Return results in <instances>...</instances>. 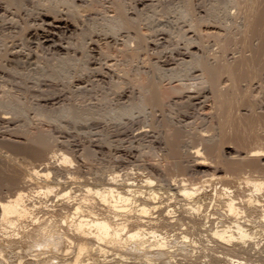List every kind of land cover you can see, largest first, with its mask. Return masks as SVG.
Instances as JSON below:
<instances>
[{"label": "bare ground", "instance_id": "bare-ground-1", "mask_svg": "<svg viewBox=\"0 0 264 264\" xmlns=\"http://www.w3.org/2000/svg\"><path fill=\"white\" fill-rule=\"evenodd\" d=\"M36 1H38V0H36ZM48 1H50V0H48ZM70 1L72 2V0H69V3H68V1L66 0V3L68 4L69 9H70V14H68V16L70 15L69 18L71 19V21L72 20L74 21V19H72V17L76 18V17H74V15L75 14L79 15L80 11H79L77 4L76 5L71 4ZM144 1H146V0H141V3H143ZM203 1H205V0H203ZM240 1H242V0H211L210 7L208 6V8L205 9L206 11L203 12L204 16H199L197 14L198 15L197 19H195L196 17L193 18L194 14L192 15L193 12H192V9L190 7L191 6L190 4H192L191 0L180 1V4H183V7L181 8L182 10L179 8L181 10V12H179L181 19L184 18V19H186V21L188 20L190 22H189L188 26L186 25L187 27L184 25L186 27V30L184 31V33H183V31L182 32L180 31L181 32L180 34L178 32V34H175V35H177V36L179 35V37L181 36L182 40L179 37H177V40H179V42L183 41L186 45H182L181 49H180V47H178L179 49L176 48L175 51H173L175 49L173 47V50H171L172 52H170L169 54L167 53V55L163 54V52L166 51V49H167L166 48L165 51L158 53V57H156L157 59H155L156 61L154 63H151V64L148 63L147 58H146L147 56H150L151 53L149 52L150 55H147V56L145 53L146 52L145 48L147 47L146 45H147L148 40H149L148 39L149 37H147V36L153 32H155L156 36L158 33H161V34H158L160 36L162 35L161 37L159 36L160 37L159 39H157L158 37H156L155 38L156 41L149 42L150 45H155V47L157 45H159V46L163 45V43L165 42V39H166L165 37H167V39L169 40L168 35L165 37L163 36L164 33L165 34L167 33V32H165V30L168 27V26L166 27V25L164 24L165 22L164 23L162 22L164 20H162V18H161L162 21L160 20V22H162V23H160L158 21L159 23H157V24L155 23L156 26L154 25L155 16H156L155 11H154V10H156V9H154L155 3L150 1L151 4L153 3V5H151V4H150V6H149V4H148V6L142 5V7H141L142 10L138 9V13L136 11L137 14H135V16H133L134 18L133 17L128 18L129 16L126 17L127 11L125 12L126 8H124L125 6L122 5L121 0L118 1V2H121V4H118V3L116 4V1H114V2L112 1V3H114V6L112 5L114 9L112 8V6L109 3V5H110L109 8L113 9V12H109L111 14L106 12L107 9H105L106 11H104V10H101L102 8L95 9L96 8V7L94 8L95 5L93 6V8L96 11L95 16H96V13L98 14L97 10L98 11L101 10L104 13H107V14H105L104 18L101 14H100L101 18H99L97 16V18H99V19L103 18L102 19L103 22H101L102 20L99 21V22H101L102 26L100 25V23L95 22V18H96L95 16H94L95 18L93 17V21L96 24L100 25L98 27H101V30H102L101 35H102V37H104V39H106V40H108L110 38L113 39L114 42L111 40L112 42L109 43L110 45H111V43L115 44L117 41L120 42V44H119L120 49L117 48V50L119 49V52L123 55V56H121V55L120 56L124 60H126L124 62V60L122 59L123 62L126 64V62L128 60L127 58H129L130 60H128L129 61L128 67L131 66L130 61H132V60L133 61L138 60L139 63L141 62L140 64L142 66H143V64H145L144 66H146V67L148 66L147 68L145 67L147 71H145V72L143 71V73H141V75H138L139 74L138 69L140 66V64L138 63L139 64L138 69L135 68V72L136 73L138 72V73L134 74L135 76L138 75V77L134 78L135 79L134 80L132 77L129 76V78L130 79L132 78L134 81L128 80L129 78H128L127 73L129 71H131L132 69H129L128 67L126 68L129 71H127L126 76H124V77H126L129 82L134 83V84H130L128 82L129 83L128 87H130L131 90H132L131 85L136 87V92H138V94H137L138 96L136 94L135 95L138 98L136 97L135 99H138V102H137V100L135 102L131 101L132 103H135V104H132V105L126 104L127 106L125 105V106H120V107L118 106L119 108L116 106L118 109L113 108L115 111L111 107V110L114 111V113H110L111 112L110 108L108 109V111L105 110L108 113V117H109V113H110L111 115L114 114L113 116H115L116 118L121 119L125 115H127V116L132 115L133 114L132 112L136 111V110L140 114L141 111L146 109V107H148V106H149V109L151 107L150 111L153 109L154 111L156 110V112L162 111V113H163L164 112L163 110L166 106V100H168L169 98L171 99V95L169 97V93H171V92L172 93L173 92L178 93L180 91V90L178 91L177 87H176V89L174 87H170V86L174 85V84H172V85H170V84L175 82V84H176L175 86H177V85L182 86L181 82H184L186 79L188 80V78L190 80L201 78V81L202 82L204 81V83H206V86H208V88L210 90L209 92L213 95L211 97L214 98L213 99L214 104L212 103L213 108L218 107L217 109L214 108V110L217 113L218 109L226 110L227 109L226 107H231L234 105L233 103L236 101L234 98L236 96L235 95L236 91H237L236 88H238L239 85L242 86L243 85L242 83L245 84L244 90H242V92L244 91L243 95L240 91L241 88H240V90L238 88V90L240 92L237 93V96L242 95L239 97V100H241V102H242L241 104H244V107L247 106V108L245 107L246 110H248V108H249L250 112L248 111V113L250 115H252V116H250V115L246 114L247 111H245L243 109L244 108V107H242L243 105L240 106V108H242L244 110V112L246 114L245 116L248 115L247 119L246 118L245 119L248 120V118H249V120L246 121V122H249V124H247V125H249V128H247L248 132H249L248 135L246 132L247 139L244 137L245 135L243 136L246 139V142L243 143L242 137L241 136L239 137V134H241L240 131H239V134H237V135L235 134L236 130H238L237 129L238 126L235 127L236 125H233V123L236 124L237 122L236 123L232 122V120H233L232 117H234L233 114H235L234 113L235 108L233 106V108H234V109H232V110H234L233 114H232V112L229 113L230 111H232L230 108H229L230 111H228V109H227V111L230 114L229 116L233 115L232 117H230L231 118L230 123L232 122V125L236 128L235 129L231 125L232 129L233 130L235 129L234 130L235 133L233 132V130L231 131V127L228 126V127H230V131L233 133L232 134H231V132L227 133L228 137L225 136L226 135L225 133L228 131V129H227V131L225 130L226 131L225 132L224 131V129H226L225 126L221 125L219 127V125L221 124L219 122L220 123L218 125L219 129L215 128L216 130H218L217 132L214 131V128L212 129L213 131L210 129L211 133L215 132L216 134H207L206 135V133H207L206 130H205L206 133L203 130V132H204L203 134H201V135L199 134L200 136L197 135L200 137V138L197 137V140L200 139L198 144L201 143L203 145V146H201L203 148V149L201 148V150L205 151L204 153H205L206 157H200L201 154H203V153L200 154L201 150L199 148H197L198 146L193 148V151H191V152L189 149V152L191 155L190 157H192L194 159V162L197 166L204 167V166L208 165V163H209V165L213 164V165H216V167H217L214 170V174L211 176L209 175L210 178L203 181V183H202V184H204V186L208 187V190L211 189L210 192L212 194L210 196H208L204 193V192H206V190H205V188H202V186H200L201 182H197V183H200V184H198L199 186L195 184V181H194V184L192 183V181L189 182V184H188L187 183L188 180L187 181L184 180L185 178L184 179H176L175 178L174 180H172L173 184L170 183V185L174 186L173 188L175 189V191L173 192L174 194H171L172 192L170 191L171 193H169V196H166V199H165L166 202L163 201V199H161V197L163 195L168 194V193L164 192L165 189L163 190V192H159L160 189L157 190V189L151 188V186H153V182L151 181L152 179L150 180L148 177L142 182L143 186L138 187V185H134V183L130 182L129 180L124 179L125 181H123V182L120 181L119 177L121 175L119 174V176H118L116 174L117 172L115 174H111L112 172L110 170H106V171L111 172L110 176L108 177V175L106 174L105 176H107V177H105V178L102 177V179H101V178H99L100 177V174H99L100 171L97 174L96 173L97 170H96L94 172L93 176L96 177L95 176V174H96V175H98V178L92 179L90 177L89 180L92 179V181H90V182H93L94 184L100 183L101 185L95 186L92 183H90L89 181H87L88 179L85 181L83 179H82V181H79L78 180L79 177L82 178L84 175L83 176L81 175L79 168L74 169L75 167L70 166V162L73 160L69 161V159L66 158V156H64V155H60V157H58V160H55V158H56L55 156H57V155H53V154H52L53 156H51L50 154L48 155V152H51V151H49L50 147L51 146H52L51 148L54 147L52 145V140H51L52 137L49 135V132L51 134L50 129L54 126L49 128L48 124H50V125L55 124V126H56V124L58 123V124H60L59 126L56 127V128H58L61 126V123L59 121L62 119L70 120V123L72 121L73 124L74 123L76 124V122L81 124L79 121L82 122V120L88 119V118H90V119H88L90 121V120H92L91 119L92 117L96 118V116L98 117L101 114L107 115V113L102 112L101 114H99V111H97V110H96L97 113L95 110H93L95 112H93L91 110L90 111L86 110V109H88V106H87V108H84L85 110L84 109L82 110L81 109L82 107L79 108L81 110H77L78 108L74 109V108H72V106L70 107V105L68 107H66L67 105L66 106L64 105L65 107H62L61 104H59L60 106H58V104H57L58 107L57 106L54 107L53 105H51V106H53V108L44 109V107H40L37 104L36 107L34 106L35 108L33 107L30 109V107H32V106H30L28 108L29 110H32V109L34 110L33 111L34 115L31 114V116H30V117H34V119L31 118V120H32L31 121L30 118H28V112H29L27 109L28 106L26 105L27 107H25V105H22V104L20 105V103H17L18 102L17 100H16L17 102H15V100H12V96H11V101H8V99H6V97H8V95L4 92L3 95L6 94V97L4 96V98L7 101L5 99H3L6 101V102H4V101H2L3 97L0 98V124H5V126H9L10 128H11V126H13V127L10 130L11 132H9V133H11V135H9L10 138H8V139L2 138L3 140L0 141V264H125V262L127 260L128 261L131 260V259H128L127 256H129V258L131 257L134 259V264H173V263L178 264V262L176 260L178 258H176V257L178 255H180L181 252H184V253H182L183 255L181 254V257L183 256L184 260L187 259L191 254H193L194 251L191 254H189L190 252H188V251H191L189 249H191V247L194 248L197 245V243L199 241L196 239L198 237L201 238V240L204 242V243L200 242L202 244L201 247H203V251L205 250L204 251L205 255H203V256H205V258L208 259V262L210 261V264L211 263H213V264H222V263H224V264H243L244 260H249L252 257H253L252 258L253 260H254V258H255V260L257 258H260L259 259L260 261L264 258V200H262V197H261V196H264L263 195L264 194V106H263V108H262L263 110H262L260 108V107H262V105L261 106L259 105V104H261L260 100L262 97H264V95L261 96L262 95V92H261V95H259L260 99H258L259 97H257V100L260 101L258 104H257L258 101L255 100L256 95L255 96L253 95L254 100L250 99L251 92L249 94V98H248L249 100L244 99V98H247V96H248L247 93H249L248 88H249V90H250V87L252 88V83L254 82L253 84H255L256 80L258 83H260L259 81L262 79V77L264 75V0H262V1H260V0H243V2L245 3L244 5ZM257 1H259L260 3ZM44 2H43V4H44ZM73 2H74V0H73ZM89 2L91 3V1H89ZM200 2H202V1H200ZM16 3L17 2L15 0H8V6L9 5H15ZM74 3H76V2H74ZM48 4H50V3H48ZM160 4L161 3H159V5ZM163 4H165V3H163ZM200 4L202 5L203 2ZM3 5H4V3H3ZM241 5H243L244 7H242ZM40 6H42V5H40ZM151 6H153V8H152L153 10H151ZM203 6H205V4H203ZM84 7L85 6H83V9H82L83 12L86 11V9H84ZM90 7H91V4H90ZM102 7H104V6H102ZM129 7H130V5H129ZM61 8H62V6H61ZM93 8H90L91 10H87V11H91V12L93 11L94 12V10H92ZM132 8H134V7H132ZM66 9H68V7ZM51 10L52 9H50V11ZM55 10H52V11H55ZM234 10L236 12H233ZM48 11L45 12V14H42L43 16L41 15L42 16V20H41L42 26H41V28L39 27L40 29L38 30V32H36L35 34L33 33L34 42H32V44H34V46L36 48L38 47L40 50L49 53L53 58L54 57L56 58L55 59L57 61L56 67L53 69V68H51V66H49L53 70V71L51 70V78L52 77L56 78L57 76H59V77L62 76V79H63V76H64L65 79H70L69 78L70 76L67 77L66 74L69 73V70L74 65L73 64L74 59L76 60L79 58V56L82 57V55H84L82 53L77 58L75 56V53L77 50H75L74 48H76L75 46H77L78 44L76 45L75 43H73L72 44V46L74 47L73 48L71 46L72 42L70 43L69 41H67V39L64 38V35L69 34L73 30L74 31L77 30L76 27H74L76 25H73L70 22V20L62 17L60 15L61 13L57 14L56 11L55 12H50V11L48 12ZM68 11H66V13ZM101 11H99V12H101ZM230 11H232V12H230ZM17 12H19V10ZM82 13H80V14H82ZM130 13H131V11H130ZM134 13H135V11H134ZM159 13H161L160 10H159ZM163 13H164V9H163ZM235 13H236V16L238 18L236 16H234ZM92 14H94V13H92ZM166 14L164 15L165 17H167ZM89 15H91V14L89 13ZM153 15H155V16H153ZM79 16H82V15H79ZM79 16H78V20L80 19V21H81V18H79ZM83 16H84V14H83ZM233 16L236 17L238 20H240V21H238L239 23L237 25L234 23L236 25L234 29H236V27H237V32L239 30V32H240L239 35L241 38V40H239L240 38L237 37L238 39H236V43H238V41L242 42L241 44L243 45V47L241 44L239 46H240V48H244V52H247L246 53L247 56L246 55L243 56L244 52L243 53L241 52L242 55L237 54L238 58H236L231 53L235 49L234 46L236 47V45H233L235 42L233 43V41H232L233 44H230L229 43L230 40H228L224 37L219 38V40H217L215 37L214 39H216L217 41L214 40V43H212L210 41L213 44V46L216 47V49L214 48L216 51H213L214 53H212L211 50L209 49L211 54L208 55V51H207L208 49L207 48H209V44L208 45L206 44L207 39H206V37H204L203 33L199 30L200 26H203V25L205 26V24H206L205 22L208 21L207 25H209V22L210 23L214 22L215 23V24H213L214 26L219 25L221 28H222V26L226 27L225 25H222L223 23L221 22L222 21L221 19H223L224 21L226 19L230 20L231 17H233ZM89 18L90 17H88V19ZM152 18H154V21ZM82 19H83V17H82ZM163 19L167 20V18H163ZM178 19H180V18H178ZM157 20H159V19H157ZM167 21L169 22L170 20L168 19ZM173 21H170V22H173ZM82 22H83V20H82ZM14 23H15V21H14ZM21 23H22V21H21ZM88 23H85V24H88ZM2 24H3V22H2ZM230 24H231V22H230ZM211 25H210V27H213ZM181 26H183V25H181ZM91 27L94 28L93 26H91ZM171 27H173V25ZM218 27H216V28H218ZM227 27H228V25H227ZM169 28H167V29L169 30ZM213 28H215V27H213ZM19 29H21V27ZM94 29L96 30V28H94ZM99 29L100 28L97 29V32ZM172 29H174V28H172ZM183 29H184V27H183ZM226 29L228 30V28H226ZM17 31H18V29H17ZM17 31H16V33H17ZM122 31H125V32L120 33ZM173 31H175V30H173ZM77 32L78 33L80 32L79 36L82 33H84L81 31H77ZM169 32L171 33V31H168V33ZM223 32H224V30H223ZM90 33H91V31L89 32V35H90ZM173 33H175V32H173ZM173 33L170 36L171 38H173L172 35L174 36ZM185 33H190L192 36L186 37L187 35ZM205 33H207V32H205ZM155 34L153 33L152 35H154V37H155ZM224 34L226 35V33H224ZM231 34L232 33H230V35ZM234 34H236V33H234ZM21 35H22V33H21ZM21 35H20V37H21ZM82 35H85V34H82ZM210 35H208V36H210ZM213 35H216V34H213ZM237 35H238V33H237ZM1 36L3 38V35H1ZM62 36H63V38H62ZM81 37L84 38L86 36H80V38ZM193 37L195 39H193ZM219 37H221V35ZM226 37H228V35ZM4 38H6V35L4 36ZM10 38H11V36H10ZM86 38L88 39V37H86ZM21 39H22V37H21ZM89 39H91V38H89ZM175 39H174V41H175ZM233 39L235 41V37ZM79 41L80 40H78V42ZM81 41H82L81 44H83L82 39H81ZM90 41H92V40H90ZM6 42H7V40H6ZM6 42H4V44L3 43L2 44L5 45ZM25 42H26V40H25ZM84 43H85V41H84ZM167 43H168V41H167ZM178 43H176V44L178 45ZM92 44H94V43H92ZM79 45H80V42H79ZM230 45H233V48L231 47L232 49L230 48ZM83 46H82L81 50H83ZM115 46L118 47V44ZM166 46H168V45H166ZM183 46H185V47L183 48ZM191 46L194 48L197 47L198 49H200L201 50L200 54L198 55L197 53H195L191 50L189 51V47H191ZM213 46H211V47H213ZM9 47L10 46H8V48ZM80 47H78V48L80 49ZM171 48H172V45H171ZM236 48H238V45ZM148 49H149V47H148ZM154 50H156V49H154ZM239 50L241 51V49H239ZM11 51H13V50H11ZM28 51L29 50H27V52ZM240 51H238V52L240 53ZM22 52L15 51L14 54L16 55V57H18V59H20V61L23 60V62L24 61L27 63L30 62L32 59V58H30V55H28V53H27L28 56L27 55L24 56L22 54ZM101 52H100V55H101ZM147 52H148V50H147ZM4 54H5V52H4ZM143 54H145V58L143 57L144 59L141 58ZM234 54H235V52H234ZM70 55H71V57H70ZM103 55H105L104 58L105 57L107 58V56L110 58L111 54L108 53L107 55L106 54H103ZM152 55L154 57L157 56L156 53H155V55L154 54H152ZM228 55L231 56L229 59L227 58V57H229ZM72 56H73V58L74 57H76V58L72 59ZM113 56H114V54H113ZM35 57L37 59V56H35ZM83 57H85V58H82V59L79 58V60L82 61L83 59L84 60L87 59L86 55H84ZM119 57H117V58L114 57V58L121 61V57H120V59H118ZM124 57H127V58L125 59ZM48 59H50V58H48ZM100 59H101V57H100ZM100 59H99V61L97 60L96 62L102 63L103 59H101V61H100ZM110 59L113 60L112 56ZM79 60H76L77 63ZM112 60H107V61L104 60L103 61L105 63V64H103L104 66L99 63L102 67H104L103 75L104 76L107 75V77H111L110 79H112V77L115 73V72H113V69L115 67H117V66H115L116 60H114L115 63ZM81 61H79V63ZM77 63L75 62L76 65L79 64V63L78 64ZM98 63H96V64H98ZM121 63H122V61L120 62V64ZM134 63L136 64L137 62H134ZM134 63H132V64H134ZM36 64H37V62H36ZM46 64H47V62H46ZM53 64H56V62L52 63L51 65H53ZM99 64H98V66H99ZM138 64H136V65H138ZM116 65H119V64H116ZM44 66H47V65H44ZM74 66H73L74 71L75 70L77 71V69H76L77 66H76V68ZM126 66H127V64H126ZM132 66H134V65H132ZM84 67L85 66H83V68ZM40 68H41V66H40ZM73 68L71 70L72 72H74ZM93 68H95V67H93ZM115 69H117V68H115ZM95 70H96V68H95ZM123 70H124V68H123ZM123 70L120 69V71H119L121 73V75H123L122 73L124 71L126 72V70H124V71ZM116 71H118V70H116ZM121 71H123V72H121ZM86 72H87V70H86ZM88 72L90 73V71H88ZM40 73H42V72H40ZM74 74L72 73L71 78L75 77ZM78 74L76 73V75H78ZM116 74H117V72H116ZM119 74H117L116 76H118ZM128 74L130 75V72ZM121 75H119L118 77L120 78ZM84 76H85V74H84ZM135 76H133V77H135ZM49 78L50 77H48V79ZM55 78H53V79H55ZM78 78H79V76L75 77L76 80ZM87 78H88V76H87ZM114 78H113V80H114ZM224 78L226 79L227 82L223 81ZM56 79H58V78H56ZM124 80H121V81H124ZM80 81L78 83H81ZM222 81L225 83H228V85L224 83L226 85L225 86L222 83ZM111 82H112V80H111ZM125 82H127V81H125ZM165 82H166V84L168 83V85H170V86L169 87H167V86L162 87V83L164 85ZM261 82H263V80H261ZM32 83H34V82L32 81ZM116 84H117V82H116ZM118 84H121V83H118ZM125 84H127V83H125ZM222 84L227 88V90L223 89L225 87L221 86ZM20 85H22V84H20ZM76 85H78V84H76ZM114 85H115V83H114ZM260 85H261V83H260ZM15 86H16V84H15ZM253 86L259 87L258 85H253ZM164 87L169 88V89H164ZM189 87H190V85H189ZM221 87H223V88H221ZM263 87L264 86L261 85L262 89H263ZM28 88H29V86H28ZM28 88H26V89H28ZM116 88H118V86ZM195 88H196V86H195ZM198 88H200V87H198ZM49 89H51V88H49ZM76 90H74V91H76ZM100 90H102V89H100ZM126 90H128V89H126ZM186 90H188V89H186ZM224 90L226 92H224ZM255 90L252 91V89H251L250 91L255 92ZM2 91H4V90H2ZM121 91H122V89H121ZM260 91L261 90H259V92ZM24 92H25V90H24ZM86 92H89V91H86ZM109 92H112V91H109ZM228 92L230 94H232L230 96L233 97V99H234V101L232 103L233 105L228 104L231 102V97L227 94ZM94 93H96V92H94ZM132 93H133V90H132ZM103 94H104V92H103ZM197 94H198V92H197ZM223 94H226V95H223ZM255 94H257V92ZM258 94H257V96H258ZM263 94H264V91H263ZM64 95H66V94H64ZM227 95L229 96V99H227L228 98ZM233 95H235V96H233ZM223 96H227V98L224 97L227 99V101H225L226 99L225 100L223 99ZM129 97H127V98H129ZM8 98H10V97H8ZM51 98H53V97L51 96ZM199 98H201V97H199ZM199 98L197 97V95L192 96V94L191 95L186 94L184 96V99H186L187 102L189 101L190 104L192 103L191 105L194 104V105L200 106L201 102H200ZM15 99H17V98L15 97ZM38 99H40V98H38ZM236 99H237V97H236ZM59 100L61 101V99H59ZM82 100L84 102V99H82ZM127 100L128 99H126V102H127ZM228 100H230V102H228ZM239 100H238V102H239ZM262 100H264V98H262ZM55 101H56V103L58 102L57 99ZM55 101H53V102H55ZM27 102H28V100H27ZM173 102H174V100H173ZM238 102L237 101L235 102L236 107L239 106V105H237ZM182 103H183V101H182ZM263 103L264 102H262V104ZM48 104H49V102H48ZM50 104H51V102H50ZM52 104H54V103H52ZM86 104H87V102H86ZM113 104H114V102H113ZM187 104L188 103H186V105ZM212 104H211V106H212ZM72 105H74V104H72ZM257 105L260 106L259 107L260 109L258 108L259 109L258 113L255 112L256 111L255 109H257L256 108ZM51 106H49V107H51ZM99 108H100V106H99ZM171 109H172V107H171ZM166 110H167V107H166ZM174 110H175V108H174ZM192 110H193V107H192ZM214 110H212L213 113H215ZM153 112H152V114L156 113V112H154V113ZM203 112H205V111H203ZM208 112H206V113H208ZM223 112L224 113H221V114H224V115H225V113L228 114L226 111H223ZM236 112H237V114L240 113L238 111H236ZM241 112H243V111H241ZM156 114H158V113H156ZM168 114H170V113L168 112ZM182 114L183 113H181V115ZM8 115L10 117H8ZM146 115H147V113H146ZM161 115L162 114H160V116ZM209 115H211V114H209ZM169 116H171V115H169ZM217 116L218 115H216V116L214 115L213 117L216 119ZM229 116H228V118H229ZM245 116L243 114V116H241V118L245 117ZM36 117H38V118H36ZM132 117H135V116H132ZM153 117L154 116H152V118ZM40 118H42V122L43 121L46 122L45 124L48 123L46 126L48 127L47 130H49V132L44 131V129H42L45 127L41 126V129L39 128L40 122L38 123L39 126H37V124H36L37 122L35 123L38 128H35L34 130L32 129V131L29 130L28 127L26 128V126L29 124L27 122L28 120H30V123L31 122L33 123V120L37 121L39 119L38 121H40ZM98 118H100V117H98ZM98 118H96V119H98ZM112 118L114 119V117H112ZM140 118H142V116ZM182 118H185V117H182ZM214 118H212V119H214ZM219 118H221V117L219 116ZM223 118H226L228 121L227 117H223ZM234 118H235V120H237L239 117H237V118L234 117ZM217 119H218V117H217ZM245 119L243 118L244 121H245ZM88 120H86V121H88ZM107 120H108V118H107ZM149 120H150V118H149ZM223 120H225V119H223ZM235 120H233V121H235ZM179 121H178V123H179ZM213 121L218 122L217 120L216 121L213 120ZM221 121H222V119H221ZM63 122H66V121H63ZM110 122L112 123V121H110ZM161 122H163V121H161ZM166 122H168V121L166 120ZM166 122H165V124H167ZM188 122H190V121L188 120ZM201 122H203V120H201ZM243 122H241L240 118H239L238 124L241 123V125H243ZM26 123H27V125H26ZM114 124H116V123H114ZM124 124H126V123L124 122ZM161 124H163V123H161ZM186 124H188V123H186ZM198 124H201V123H198ZM216 124L211 125L209 128H212V126L213 127L216 126ZM223 124H224V121H223ZM227 124L230 125L228 122H226V127H227ZM31 125H29V126H31ZM168 125L172 126V124L171 125L168 124ZM168 125H165V126L169 127ZM62 126H64V125H62ZM143 126H145V125H143ZM152 126H154V125H152ZM165 126L163 127V130L166 129ZM192 126H193V124H192ZM223 126H224V128H223ZM240 126H239V128H240ZM244 126H246V124ZM148 127H147V132H148ZM182 127H183V125H182ZM188 127H189V124H188ZM243 127L241 128V131H242ZM135 128H136V126H135ZM150 128L152 129V127H150ZM177 128H175V129L170 128L167 131L164 130L167 133H168V131H170V132L168 133V135H167V133H164L166 135V138H164L165 135L163 137V139L165 140V145L167 147L166 148L164 146V148L167 149L166 160L168 162V164L165 163L166 165L164 167H166V169H167V167L169 165L170 167H172V169H176V172H177V170L182 171L181 169L186 167V165L184 167H182V165H181V159H182L181 156L183 153H186V152H183L180 154V148L183 147L182 145L184 142L182 141V135H181L182 130L180 129L181 127L178 129ZM209 128L207 129L208 132H209ZM74 129L75 128L73 127V130ZM129 129H130V127H129ZM193 129H195V128H193ZM243 130L246 131V129H243ZM6 131H7V129H6ZM88 131H90V130H88ZM138 131H139V129H138ZM142 131H144V129ZM160 131H161V129H160ZM63 132H65V131H63ZM98 132H99V130H98ZM4 133H5V131H4ZM87 133H89V132H87ZM157 133H159V132H157ZM184 133H185V131H184ZM186 133H188V132H186ZM200 133H202V132H200ZM242 133H244V132H242ZM65 134H66V132H65ZM145 134H142V135H145ZM194 134H195V132H194ZM229 134H231V135L235 134L236 135V136H234V139H232V138H231L232 140L230 139L231 143H232V146L230 145L231 147H227V145H229V144H224L225 140H227V142H229V138L233 137L231 135L229 136ZM12 135H14V136H12ZM53 135L54 134H52V136ZM191 135L194 136L193 134H191ZM131 137H132V135H131ZM131 137H129V138H131ZM187 138H189V137H187ZM193 138L195 139V137H193ZM239 138H241L242 141ZM9 139H12V140H9ZM68 140H67V142H68ZM70 140H72V139H70ZM91 140H92V138H91ZM124 140H123V142H124ZM187 140H186V142H187ZM197 140H196V142H197ZM89 142H90V139H89ZM99 142H101V140H99ZM103 142H104V140H103ZM111 142H112V140H111ZM156 142H158V140H156ZM160 142H161V140H160ZM188 142H189V140H188ZM191 142H192V140H191ZM54 143H57V142H54ZM128 143H130V142H128ZM74 144H75V142H74ZM135 144H137V143H135ZM119 145H120V143H119ZM222 145L226 146L227 148H232L234 145L235 147H234L233 152H235L236 155L234 157H231V158H225V156L223 158L222 155L220 156V152H221L220 150H222L221 149ZM103 146H104V144H103ZM224 146H223V148H224ZM237 146H239V147H237ZM87 147H89V146H87ZM105 147H106V144H105ZM112 147H114V144ZM145 147H147V145ZM54 148L56 149V146ZM64 148H65V146L63 147V149ZM109 148H110V146H109ZM130 148H131V146H130ZM136 148H137V146H136ZM152 148H153V146H152ZM235 148H236V150H235ZM138 150H139V148H138ZM53 151H54V149H53ZM84 151H86V150H84ZM89 152L87 154H89ZM151 152H152V150H151ZM82 154H85V153H82ZM47 155L51 156V157H48ZM85 155H82V156L85 157ZM183 155H185V154H183ZM79 156H80V152H79ZM137 156L139 158V154ZM137 156H136V158H137ZM143 156H145V155H143ZM147 157H149V156H147ZM153 157H155V156H153ZM87 158H88V156H87ZM156 158H157V156H156ZM161 158L163 159L165 157L163 156ZM186 158H187V155H186ZM113 160H114V158H113ZM182 160H185V159H182ZM107 161H109V160H107ZM135 161H137V160H135ZM82 162H83V160H82ZM164 162H166V161H164ZM68 164H69V166L67 167ZM84 164L85 163H83L82 165H84ZM85 165L87 166V164H85ZM156 167H157V165H156ZM108 168H110V167H108ZM133 168H135V167H133ZM142 168H144V167L142 166ZM88 169H90V168L88 167ZM184 170L186 171V168L183 169V171ZM90 171H91V169H90ZM90 171L89 172L87 171V173L90 174ZM123 172H125V171H123ZM140 172H142V169L140 170ZM219 172L222 173V176L217 175V173H219ZM128 173H126V174H128ZM161 173L163 174L164 172H161ZM130 174H128V175H130ZM145 174H146V172H145ZM167 174L168 175L165 176L164 178L170 176L169 173H167ZM175 174H178V172ZM184 175H186V174L184 173ZM88 176H90V175H87V178H88ZM101 176H102V174H101ZM149 176H150V174H149ZM174 176H176V175H174ZM178 177H180V176H178ZM84 179H86V178H84ZM155 179H157V181H158L159 177L155 178ZM169 181L170 180H168L167 182H169ZM118 182H122V183L119 184ZM159 185H161V184H159ZM142 188H144L146 190L142 191L141 190ZM171 188H167V190L168 189L170 190ZM173 188H172V190H173ZM201 193H204V195L206 196L207 202H204V203L202 202L203 204L198 205L199 203L197 201L193 200V198H194V196L201 194ZM50 196H52V197L54 196V198L50 199L49 198ZM176 196H177V198H176ZM33 197H37V200L38 199H40V200L37 201L35 199L36 200L35 201L33 199ZM63 198H66L67 200L65 201V200H63ZM163 198H164V196H163ZM175 198L178 199L180 202H182V204L179 202L181 204L180 207L179 206L175 207V204H174V201L176 200ZM172 201H173V203H172ZM204 201H205V199H204ZM215 201L217 203H219L220 206H223V208H224L223 209L224 214L222 216L218 213V209H217L218 207L214 208L215 207ZM174 231H178V233L171 235L170 233L171 232L173 233ZM190 234H191V236L194 235V236H198V237L196 239L194 237L191 239V237L189 238ZM174 236L175 237L177 236L178 242H172V240L175 241V239H176ZM170 238H173V239H170ZM196 247H198V246H196ZM199 253H200V251H199ZM201 255H202V253H201ZM190 258L191 257H189V259ZM189 259H187V260H189ZM203 259H204V257H203ZM181 260H182V258H181ZM251 260H249V261H251ZM259 260H257V263L259 262ZM190 261H189V264H190ZM262 261H264V260H262ZM186 262L187 261L185 260V263ZM128 264H129V262H128ZM252 264H253V261H252ZM261 264H262V262H261Z\"/></svg>", "mask_w": 264, "mask_h": 264}, {"label": "rangeland", "instance_id": "rangeland-1", "mask_svg": "<svg viewBox=\"0 0 264 264\" xmlns=\"http://www.w3.org/2000/svg\"><path fill=\"white\" fill-rule=\"evenodd\" d=\"M17 3L15 4V5H9L8 6V0H1L0 1V98L1 97H3L2 98V101H4V102H6L7 100L6 99H8V101H11V96H12V100H15V102H17V103H20V105L22 104V105H25V107H27V109L30 107V106H32V107H30V109L31 108H33L34 106L36 107L37 106V104L40 106V107H44V109H49V108H53V106L54 107H56L57 106V104H58V106H60L59 104H61L62 105V107H65L66 105V107H68L69 105H70V107L72 106V108H74V109H76V108H78L77 110H83L84 108H87V106H88V109H86V110H91V111H93V110H97V111H99V114H101L102 112L104 113V112H106L107 113V111H108V109L110 108V110H111V107H112V109L114 108H117L118 106L120 107V106H125L126 104H128V105H132V104H135V103H132L133 101L135 102L136 100H137V102H138V99H135L138 95V92H136V87L135 86H133V85H131L132 87V90H133V93H132V90L130 89V87H128V85H129V83L130 84H134V83H132V82H129L130 80H132V81H134L135 79L134 78H136V77H138V75H141V73H143V71L145 72V71H147L146 70V68L148 67H146V66H144L145 64H143V66L138 62V60L137 61H130V63H131V66L130 67H128L129 66V61L128 60H130L129 58H127V57H124L125 59L127 58L128 60H127V62H126V64H127V66H126V64L124 63L126 60H124L121 56H123L120 52H119V49H120V42L119 41H117L115 44L114 43H111V45L109 44L110 42H112L113 41V39L112 38H110V39H108V40H106V39H104V37H102V30H101V27H98V26H102V24H101V22H103V18L105 17V14H107V13H109V12H113V6H114V3H112V1L114 2V1H116V4L118 3V4H121V2H122V5L123 6H125L124 8H126L125 9V12H126V17L127 16H129L128 18H132L133 16H135V14H137L138 13V9L139 10H142V5L143 6H148V4H149V6H150V1L151 2H153V3H155L154 4V9H156V10H154L155 11V15H153V16H155V21H154V18H152L153 19V21H154V25L156 26V24L157 23H159L160 22V20H161V18H162V20H164V21H162L165 25H166V27L167 28H174V29H170L169 28V30L166 28V30H165V32H167L166 34L164 33V37L165 36H169V40L167 39V37H165L166 39H165V42L163 43V45H161V46H159V45H157L156 47L158 48H156L155 47V45H150L149 44V42H151V41H156L155 40V38L156 37H158L157 39H159L161 36L160 35H158V34H161V33H158L157 34V36H156V34H155V32H153L154 34H155V37H154V35H152L153 33H150L147 37H149L147 40H148V43H147V47L145 48L146 50V56L147 55H150L149 54V52L151 53V55L150 56H147L146 58H147V61H148V63H154L156 60L155 59H157L156 57H158V53H160V52H163V51H165V49H166V51L165 52H163V54H165V55H167V53L169 54L170 52H172L171 50H173V47L175 48L173 51H175L176 50V48L177 49H179L178 47H180V49H181V47H182V45H186L183 41L182 42H179V40H177V37H179V35L177 36V35H175V34H178V32H179V34L183 31V33H184V31L186 30V27L189 25V22L190 21H186V19H184V18H182L181 19V16H180V14H179V12H181V8L183 7V4H180V1H182V0H146V1H144L143 3H141V0H121V2H118L119 0H74V2H76V3H74L73 2V0H72V2H71V4H77V6H78V8H79V15H82V16H79V15H74V17H76V18H73L72 17V19H74V21L72 20L71 21V19L69 18L70 17V15L68 16V14H70V9H69V6H68V4L66 3V0H50V1H48V0H38V1H36V0H15ZM19 1V2H18ZM45 1V2H44ZM53 3H52V2ZM59 1V2H58ZM68 1V3H69V0H67ZM89 1H91V3L89 2ZM94 3H93V2ZM104 1V2H103ZM140 1V2H139ZM157 1V2H156ZM160 1V2H159ZM171 1V2H170ZM200 1H202L203 2V4H205V6H203V4L201 5L200 3H202V2H200ZM207 1V2H206ZM260 1H262V0H260ZM21 2V3H20ZM30 2V3H29ZM43 2H44V4H43ZM58 2V3H57ZM65 2V3H64ZM97 2V3H96ZM107 2V3H106ZM165 3V4H163V3ZM179 2V3H178ZM240 2H242V4L244 5L245 3L243 2V0L242 1H240ZM257 2H259V1H257ZM3 3H4V5H3ZM33 3V4H32ZM37 3V4H36ZM48 3H50V4H48ZM63 5H62V4ZM80 3V4H79ZM109 3H110V5L112 6V8H109ZM112 3V4H111ZM146 3V4H145ZM153 3L151 4V5H153ZM159 3H161L160 5H159ZM170 3V4H169ZM182 3V2H181ZM191 3L192 4H190L191 6V9H192V15L194 14V17L193 18H195V19H197V17H198V15L199 16H204V11H206L205 9H207L208 8V6L210 7V4H211V0H205V1H203V0H191ZM198 5H197V4ZM208 3V4H207ZM260 3V2H259ZM10 4V3H9ZM39 4V5H38ZM57 4V5H56ZM60 4V5H59ZM67 6H66V5ZM90 4H91V7H90ZM97 4V5H96ZM102 4V5H101ZM104 4V5H103ZM241 4V3H240ZM17 5V6H16ZM40 5H42V6H40ZM52 5V6H51ZM95 5V6H94ZM99 5V6H98ZM129 5H130V7H129ZM166 5V6H165ZM176 5V6H175ZM182 5V6H181ZM243 5H241L242 7H244ZM5 6V7H4ZM8 6V7H7ZM13 6V7H12ZM52 8H51V7ZM61 6H62V8H61ZM83 6H85L84 7V9H86V11L85 12H83ZM93 6H94V8L95 9H100V8H102L101 10H104V11H106L105 9H107V13H104L103 11H101V10H99V11H101V12H99L98 10H97V12H98V14L96 13V16H95V9L93 8ZM102 6H104V7H102ZM108 6V7H107ZM134 7V8H132V7ZM160 6V7H159ZM181 6V7H180ZM240 6V7H241ZM12 7V8H11ZM15 7V8H14ZM39 9H38V8ZM54 7V8H53ZM57 7V8H56ZM68 7V9H66ZM93 8L92 10H94V12L92 11H87V10H91L90 8ZM128 7V8H127ZM166 7V8H165ZM241 7V8H242ZM7 8V9H6ZM18 8V9H17ZM35 8V9H34ZM47 8V9H46ZM153 8V6H151V10H153L152 9ZM160 8V9H159ZM172 8V9H171ZM181 10H180V9ZM50 9H52V10H55L56 12H57V14H60L62 17H64V18H66V19H68V20H70V22L73 24V25H76V26H74V27H76V31H71L69 34H66V35H64V38L65 39H67V41H69L70 43H71V46H72V44L73 43H75L77 46H75L76 48H74L73 46V48L75 49V50H77L76 51V53H75V56L78 58V56L80 55V54H84V55H86V57H87V59H83L82 61L81 60H79V58L80 59H82V58H85V57H83L84 55H82V57L81 56H79V58L78 59H76V60H79V61H81L80 63H79V61H78V63H77V61L74 59V58H76V57H74L73 58V56H72V59H74V62H73V64L75 65H73L75 68H76V66H77V71L75 70L74 71V68H73V66H72V68H73V71L74 72H72L71 70H72V68L69 70V73L68 74H66L67 75V77H69L70 79H65V77L63 76V79H62V76H57L56 78H60L59 80L58 79H56L55 77H52L51 78V68H55L56 67V65H57V61L55 60L56 58L54 57H52L49 53H47V52H45V51H42V50H40L38 47L36 48L35 46H34V44H32V42H34V37H33V33L35 34L36 32H38V30L41 28V26H42V23H41V20H42V14H45V12H47L48 10L50 11ZM111 11H110V10ZM130 9V10H129ZM163 9H164V13H163ZM167 9V10H166ZM175 9V10H174ZM4 10V11H3ZM9 10V11H8ZM14 10V11H13ZM19 10V12H17ZM34 10V11H33ZM50 11V12H55V11ZM69 10V11H68ZM129 10V11H128ZM159 10H160V12L161 13H159ZM173 10V11H172ZM29 11V12H28ZM36 11V12H35ZM48 11V12H49ZM59 11V12H58ZM66 11H68L67 13H66ZM83 13H82V12ZM130 11H131V13H130ZM134 11H135V13H134ZM136 11H137V13H136ZM168 11V12H167ZM14 12V13H13ZM16 12V13H15ZM22 12V13H21ZM28 12V13H27ZM39 12V13H38ZM129 12V13H128ZM196 12V13H195ZM230 12H232V11H230ZM233 12H236L235 10L233 11ZM13 13V14H12ZM25 15H24V14ZM80 13H82V14H80ZM89 13L92 15H89ZM92 13H94V14H92ZM158 13V14H157ZM167 13V14H166ZM206 13V12H205ZM67 14V15H66ZM83 14H84V16H83ZM103 16V18L102 19H99V18H101V15ZM104 14V15H103ZM109 14H111V13H109ZM167 15V17H165L164 15ZM177 14V15H176ZM198 14V15H197ZM42 15V16H41ZM180 17H179V16ZM196 15V16H195ZM4 18H3V17ZM27 16V17H26ZM67 16V17H66ZM78 16H79V18H81V21H80V19L78 20ZM87 16V17H86ZM97 18V16L99 17V18H95V17ZM108 16V15H107ZM106 16V17H107ZM234 16H236V13L234 14ZM231 17V19L230 20H228V19H226L225 21L223 20V19H221L222 21V25H225L226 27H224V26H222V28L220 27H218V26H214L213 24H215L214 22H209V25H207L208 23V21L207 22H205L204 24H205V26L203 25V26H200V28H199V30L203 33V35H204V37H206V41H207V45L209 44V48H207L208 50V55L209 54H211V52L212 53H214L213 51H216L215 49H216V47H214L213 46V44L212 43H214V40H219V38H222V37H224V38H226V39H228V40H230V44H233L234 42V44L233 45H236V47H237V45H238V48L239 49H241V51L238 49V48H236L235 46H234V50H233V52H231L236 58H238V55H242V53L244 52V48H240V44L242 43L241 41H238V43H236V39H238V38H240V35H239V30H238V32H237V27H236V29H234L235 28V26L239 23L238 21H240V20H238L236 17ZM21 17V18H20ZM29 17V18H28ZM82 17H83V19H82ZM88 17H90L89 19H88ZM93 17L95 18V22L96 23H100V25L99 24H96L94 21H93ZM8 18V19H7ZM134 18V17H133ZM163 18H167V20L169 19L170 21H173V22H168L166 19H163ZM178 18H180V19H178ZM234 18V19H233ZM12 19V20H11ZM157 19H159V20H157ZM176 19V20H175ZM3 20V21H2ZM7 20V21H6ZM15 21V23H14V21ZM17 20V21H16ZM24 20V21H23ZM26 20V21H25ZM82 20H83V22H82ZM98 22H97V21ZM102 20V21H101ZM166 20V21H165ZM21 21H22V23H21ZM99 21H101V22H99ZM159 21V22H158ZM211 21V20H210ZM2 22H3V24H2ZM27 22V23H26ZM80 22V23H79ZM88 23V24H85V23ZM92 22V23H91ZM162 22H160V23H162ZM230 22H231V24H230ZM7 23V24H6ZM10 23V24H9ZM76 23V24H75ZM94 23V24H93ZM156 23V24H155ZM169 23V24H168ZM171 23V24H170ZM236 25H235V24ZM18 24V25H17ZM20 24V25H19ZM85 24V25H84ZM92 24V25H91ZM212 24V25H211ZM84 25V26H83ZM95 25V26H94ZM97 25V26H96ZM173 25V27H171ZM181 25H183V26H181ZM186 27H185V26ZM210 25L211 26H213V27H215V28H213V27H210ZM227 25H228V27H227ZM29 26V27H28ZM31 26V27H30ZM78 26V27H77ZM91 26H93L94 28H96V30L94 29V28H92ZM143 26V25H142ZM178 26V27H177ZM209 26V27H208ZM16 27V28H15ZM21 27V29H19ZM36 27V28H35ZM40 27V28H39ZM144 27V26H143ZM142 27V28H143ZM180 27V28H179ZM183 27H184V29H183ZM216 27H218V28H216ZM230 27V28H229ZM9 28V29H8ZM81 28V29H80ZM86 28V29H85ZM88 28V29H87ZM98 28H100L99 30H98V32H97V29ZM165 28V27H164ZM178 28V29H177ZM226 28H228V30L226 29ZM17 29H18V31H17ZM23 29V30H22ZM28 29V30H27ZM219 29V30H218ZM4 30V31H3ZM83 30V31H82ZM101 30V31H100ZM173 30H175V31H173ZM178 30V31H177ZM223 30H224V32H223ZM16 31H17V33L19 34H17L16 33ZM21 31V32H20ZM77 31H81V32H84V33H82V34H85V35H80V36H86V37H88V39L86 38V37H84V38H80V36H79V33L77 32ZM91 31V33H90V35H89V32ZM96 33H95V32ZM168 31H171V33L169 34L168 33ZM175 32V33H173V32ZM181 31V32H180ZM207 32V33H205V32ZM211 31V32H210ZM228 31V32H227ZM4 32V33H3ZM75 32V33H74ZM100 32V33H99ZM123 32H125V31H122V32H120V33H123ZM222 32V33H221ZM232 33L231 35H230V33ZM21 33H22V35H21ZM174 34V36L172 35V37L173 38H171L170 36H171V34ZM224 33H226V35L224 34ZM234 33H236V34H234ZM237 33H238V35H237ZM32 34V35H31ZM187 36L186 37H191L192 35L190 34V33H185ZM206 34V35H205ZM211 34V35H210ZM213 34H216V35H213ZM1 35H3V38H2V36ZM6 35V38H4V36ZM20 35H21V37H22V39H21V37H20ZM25 37H24V36ZM75 35V36H74ZM97 35V36H96ZM182 35V34H181ZM208 35H210V36H208ZM213 35V36H212ZM221 35V37H219ZM223 35V36H222ZM228 35V37H226ZM235 35V36H234ZM10 36H11V38H10ZM27 36V37H26ZM160 36V37H159ZM10 39H8V38ZM19 37V38H18ZM33 37V38H32ZM93 37V38H92ZM208 37V38H207ZM210 37V38H209ZM216 37V39H214ZM235 37V41H234V38ZM238 37V38H237ZM2 38V39H1ZM31 38V39H30ZM62 38H63V36H62ZM89 38H91V39H89ZM120 38V37H119ZM176 38V39H175ZM180 39H181V36L179 37ZM178 38V39H179ZM12 39V40H11ZM76 39V40H75ZM81 39L83 40V44H81ZM154 39V40H153ZM173 39V40H172ZM174 39H175V41H174ZM193 39H195L194 37H193ZM6 40H7V42H6ZM25 40H26V42H25ZM30 40V41H29ZM78 40H80L79 42H80V45H79V42H78ZM89 40V41H88ZM90 40H92V41H90ZM112 40V41H111ZM182 40V39H181ZM180 40V41H181ZM209 40V41H208ZM216 40V41H217ZM239 40H241V38L239 39ZM11 41V42H10ZM84 41H85V43H84ZM106 43H105V42ZM167 41H168V43H167ZM212 43H211V42ZM232 41H233V43H232ZM4 42H6L5 43V45H3L4 44ZM89 42V43H88ZM103 42V43H102ZM114 42V41H113ZM171 42V43H170ZM179 42V43H178ZM209 42V43H208ZM240 42V43H239ZM3 43V44H2ZM8 43V44H7ZM13 43V44H12ZM92 43H94V44H92ZM176 43H178V45L176 44ZM17 44V45H16ZM21 44V45H20ZM74 44V45H75ZM91 44V45H90ZM107 44V45H106ZM118 44V47L117 46H115V45H117ZM168 45V46H166V45ZM25 45V46H24ZM84 45V46H83ZM100 45V46H99ZM113 45V46H112ZM170 45V46H169ZM171 45H172V48H171ZM194 45V44H193ZM233 45H230V48L232 47L233 48ZM242 45V44H241ZM8 46H10L9 48H8ZM17 46V47H16ZM81 46V47H80ZM82 46H83V50H81L82 49ZM110 50H108L106 47ZM152 46V47H151ZM177 46V47H176ZM211 46H213V47H211ZM15 47V48H14ZM23 47V48H22ZM78 47H80V49L78 48ZM114 47V48H113ZM131 47V46H130ZM148 47H149V49H148ZM185 46H183V48H184ZM192 47V46H191ZM189 47V51L191 50V51H193V52H195V53H197L198 55L200 54V49H198L197 47L196 48H194V47ZM242 47H243V45H242ZM4 48V49H3ZM78 48V49H77ZM86 48V49H85ZM117 48H119L118 50H117ZM215 48V49H214ZM231 48V49H232ZM16 49V50H15ZM98 49V50H97ZM113 49V50H112ZM154 49H156V50H154ZM162 49V50H161ZM164 49V50H163ZM211 50V52H210V50ZM230 49V50H231ZM237 49V50H236ZM5 52V54H4V52ZM7 50V51H6ZM11 50H13V51H11ZM21 50V51H20ZM27 50H29L28 52H27ZM37 50V51H36ZM74 50V51H75ZM80 52H79V51ZM89 50V51H88ZM103 50V51H102ZM147 50H148V52H147ZM160 50V51H159ZM170 50V51H169ZM196 50V51H195ZM15 51H18V52H22V54L24 55V56H26L27 55V53H28V55H30V58H32L31 59V61L30 62H23V60H21L20 61V59H18V57H16V55L14 54V52ZM32 51V52H31ZM102 51V52H101ZM106 53H105V52ZM116 51V52H115ZM153 53H152V52ZM232 51V50H231ZM238 51H240V53L238 52ZM78 52V53H77ZM85 52V53H84ZM100 52H101V55L103 56H101L100 55ZM115 52V53H114ZM120 54H119V53ZM234 52H235V54H234ZM237 52V53H236ZM242 52V53H241ZM2 53V54H1ZM9 53V54H8ZM30 53V54H29ZM42 53V54H41ZM96 53V54H95ZM108 53H110L111 55H110V58H111V56H112V58H113V60L112 59H110L108 56H107V58L105 59L104 58V56L105 55H103V54H108ZM117 53V54H116ZM155 53H156V55L157 56H153L152 54H154L155 55ZM175 53V52H174ZM247 52H244L243 54V56H247V54H246ZM34 54V55H33ZM99 54V55H98ZM113 54H114V56H113ZM116 54V55H115ZM238 54V55H237ZM27 55V56H28ZM88 55V56H87ZM121 55V56H120ZM144 55V56H143ZM142 55V59H144L145 58V54H143ZM35 56H37V59H36V57ZM45 56V57H44ZM93 56V57H92ZM99 56V57H98ZM121 57V61H122V65L120 64V60H117L116 58L117 57ZM229 56V55H228ZM8 57V58H7ZM16 57V58H15ZM70 57H71V55H70ZM100 57H101V59H103L102 60V63H100V64H105L103 61L104 60H112L113 62H114V60H116L114 63H115V66H117V67H115V68H117V69H115L114 67V69H113V72H115L114 73V75H113V77H112V79H110L111 77H107V75L106 76H104L103 75V73H104V67H102L98 62H96L97 60L99 61V59H100ZM114 57H116V58H114ZM120 57L118 58V59H120ZM144 57V58H143ZM150 57V58H149ZM231 56H229V57H227L228 59L230 58ZM15 58V59H14ZM39 58V59H38ZM48 58H50V59H48ZM99 58V59H98ZM109 58V59H108ZM17 59V60H16ZM34 59V60H33ZM101 59H100V61H101ZM124 60V62H123V60ZM227 59V60H228ZM44 60V61H43ZM53 60V61H52ZM88 60V61H87ZM90 60V61H89ZM92 60V61H91ZM33 61V62H32ZM49 61V62H48ZM85 61V62H84ZM94 61V62H93ZM105 61V62H106ZM120 61V62H119ZM140 61V60H139ZM36 62H37V64H36ZM46 62H47V64H46ZM54 62H56V64H53V65H51L52 63H54ZM75 62L78 64V65H76L75 64ZM119 62V63H118ZM134 62H137L136 64H140V66H139V64L138 65H136ZM88 63V64H87ZM96 63H98L99 64V66H98V64H96ZM132 63H134V64H132ZM28 64V65H27ZM116 64H119V65H116ZM12 65V66H11ZM25 67H24V66ZM39 65V66H38ZM44 65H47V66H44ZM85 66L84 68H83V66ZM125 65V66H124ZM132 65H136L135 67L134 66H132ZM32 66V67H31ZM38 66V67H37ZM40 66H41V68H40ZM49 66H51V68L49 67ZM80 66V67H79ZM98 66V67H97ZM104 66V65H103ZM138 66H139V69H138ZM9 67V68H8ZM87 67V68H86ZM93 67H95L96 68V70H95V68H93ZM101 69H100V68ZM119 67V68H118ZM129 68V69H132L131 71H129L128 69H126V68ZM146 67V68H145ZM28 68V69H27ZM30 68V69H29ZM38 68V69H37ZM123 68H124V70H126V72L123 70ZM135 68L136 69H138V72H139V74L137 75V76H135L134 74H137L136 72H135ZM87 70V72H86V70ZM100 69V70H99ZM120 69L121 70H123V71H121V72H123L122 74L123 75H121V73L119 72L120 71ZM142 69V70H141ZM145 69V70H144ZM2 70V71H1ZM18 70V71H17ZM92 70V71H91ZM95 70V71H94ZM102 70V71H101ZM116 70H118V71H116ZM140 70V71H139ZM53 71V70H52ZM88 71H90V73L88 72ZM101 71V72H100ZM127 71H129L130 72V75L127 73ZM137 71V70H136ZM40 72H42V73H40ZM81 72V73H80ZM99 72V73H98ZM116 72H117V74H119V75H121L120 76V78L118 77V76H116L117 74H116ZM36 73V74H35ZM72 73L75 75V77H78L79 76V78L76 80L75 79V77H72L71 78V76H72ZM76 73L78 74V75H76ZM126 73H127V75H128V78H129V76L130 77H132L131 79L129 78L128 80H127V78L126 77H124V76H126ZM132 73V74H131ZM18 74V75H17ZM21 74V75H20ZM34 74V75H33ZM48 74V75H47ZM84 74H85V76H84ZM88 74V75H87ZM102 74V75H101ZM13 75V76H12ZM40 75V76H39ZM44 75V76H43ZM65 75V76H66ZM73 75V76H74ZM91 75V76H90ZM28 76V77H27ZM50 77L49 79H48V77ZM87 76H88V78H87ZM100 76V77H99ZM133 76H135V77H133ZM12 77V78H11ZM30 77V78H29ZM41 77V78H40ZM44 77V78H43ZM116 79H115V78ZM124 77V78H123ZM263 77H264V75H263ZM262 77V79L261 80H263V82H261V80L259 81L260 83H261V85L262 86H264V78ZM53 78H55V79H53ZM92 78V79H91ZM113 78H114V80L117 82V84L118 83H121V84H116V82L113 80ZM120 80H119V79ZM123 78V79H122ZM27 79V80H26ZM83 79V80H82ZM118 79V80H117ZM125 79V80H124ZM8 82H7V81ZM12 82H11V81ZM35 80V81H34ZM56 82H55V81ZM68 80V81H67ZM74 80V81H73ZM81 80V81H80ZM87 80V81H86ZM111 80H112V82H111ZM121 80H124V81H121ZM14 81V82H13ZM19 81V82H18ZM32 81L35 83H32ZM41 81V82H40ZM51 81V82H50ZM76 81V82H75ZM81 82V83H78V82ZM114 81V82H113ZM125 81H127V82H125ZM194 81V82H193ZM223 81H226V79L224 78L223 79ZM222 81V83L224 84L225 82H223ZM25 82V83H24ZM55 82V83H54ZM99 82V83H98ZM107 82V83H106ZM123 82V83H122ZM129 82V83H128ZM189 82V83H188ZM193 82V83H192ZM199 82V83H198ZM227 82V81H226ZM43 83V84H42ZM109 83V84H108ZM113 83V84H112ZM114 83H115V85H114ZM125 83H127V84H125ZM182 83V84H181ZM180 84L183 86H179V85H177V86H175L176 84H175V82L174 83H171L170 85H172V84H174V85H172V86H170V85H168V83L166 84V82L164 83V85H163V83H162V87L163 86H167V87H174L175 89H176V87H177V89H178V91L180 92H178V93H169V97H170V95H171V99L169 98L168 100H166V106H165V108H164V112L162 113V111L159 113L158 111L156 112V110L154 111L153 109V111L154 112H156V113H158V114H156V113H154L152 110L150 111V109H151V107H150V109H149V106L148 107H146V109H144L143 111H141V113L139 114V112L136 110V111H133L131 114L132 115H125V116H123L121 119L119 118H116L115 116H113L114 114H110V113H114V111H112L111 110V112L109 113V117H108V113H107V115L106 114H101V115H99L98 117H100V118H98L97 116H96V118H98V119H96L95 117H92L91 119L92 120H88V119H90V118H88V119H84V120H82V122L81 121H79L81 124H79L78 122H76V124L74 123H72V121H71V123H70V120H64V119H62L63 121H66V122H63L62 120H60L59 122L61 123V126L60 127H58V128H56L57 126H59L60 124H56V126H55V124H52V125H50V124H48V127L50 128V127H52V126H54V127H52L51 129H50V131H51V134H50V132H49V130H47L48 129V127L46 126L47 124H45L46 122H42V118H40V121H36V120H33V123L35 124L36 122V124H37V126H39L38 125V123L40 124V126H39V128L41 129V126L42 127H45V128H42V129H44V131H47V132H49V135L52 137L51 138V140H52V145L55 147L56 146V149L53 147V148H51L50 147V149H49V151H51V152H48V155L50 154L51 156H53V155H57V156H55L56 158H55V160H58V157H60V155H64V156H66V158H68L69 159V161H71V160H75L76 158V160L73 162V161H71L70 162V166L72 167H75L74 169H76V168H79L80 169V172H81V175L84 177V178H86V179H84L83 177L81 178V177H79V181H82V179L85 181V180H87V181H92V179H94V178H98V175H96L95 174V176L96 177H94L93 176V174H94V172L96 171V173L98 174V172H99V174H100V177L99 178H101L102 179V177H107V176H105L106 174L108 175V177L110 176V173L111 174H115L116 172V174L119 176V174L121 175L119 178H120V181H125V180H129L130 182H132V183H134V185H138V187H141V186H143V184H142V182L148 177L152 182H153V186H151V188H153V189H160V191L159 192H163V190L165 189V191L164 192H166V193H168V194H166V195H163L164 196V198H163V196L161 197V199H163V201H165V199H166V196H169V193H171V194H174L173 192L175 191V189L173 188L174 186H172V185H170V183L171 184H173V182H172V180H174L175 178L176 179H184V180H188V184H189V182H191L192 181V183L194 184V181H195V184L196 185H198V184H200V183H197V182H201V185L200 186H202V188H205V190H206V192H204L206 195H208V196H210L212 193L210 192V190L211 189H209L208 190V187L207 186H204V184H202L203 183V181H205V180H207V179H209L210 178V176L211 175H213L214 174V170H215V168H217L216 167V165H209V163H208V165H206V166H204V167H199V166H197L196 164H195V162H194V159L192 158V157H190L191 155H190V152L191 151H193V148H195V147H197V148H199L200 150H201V146H203L201 143L200 144H198L199 143V140H197V137H199L201 134H203L204 132H205V130H206V135L207 134H216L215 132L213 133H211L210 131L214 128V131H218V130H216V129H219V127L221 126V125H224L225 126V128L226 129H224V131L226 130L227 131V129H228V131L225 133L226 135L225 136H227L228 137V134L227 133H230L233 129H232V126L233 125H236L235 127H237V129L238 130H236V133L234 132V130L236 129L234 126V130H233V132L237 135V134H239V131H240V133L241 134H239V137L241 136L242 137V139H243V143L244 142H246V139H247V136H246V132H247V135H248V129L247 128H249V125H247V124H249V122H246V121H248L249 120V118H248V120H246L247 119V117H248V115H250L249 113H248V111L250 112V110H249V108H248V110H246V108H247V106H245L244 107V104H241L242 102H241V100H239V97L240 96H242L243 95V93H244V91L242 92V90H244V83H242L243 85L241 86V85H239L238 86V88H239V90H240V88H241V93H242V95H240V96H237V93H239L240 91L238 90V88H236V96L235 95H233V96H235L234 98H235V100L238 102V100H239V102L237 103V105H239V106H235L236 105V101L233 103V101H234V99H233V97H231L230 95H232V94H230L229 92L227 93L230 97H231V102H230V100H228V102H230V103H228V104H231V105H233L234 106V108H233V106H231V107H226L227 109H228V111H230L229 110V108L232 110V109H234L235 110V114H233V111L234 110H232V111H230L229 113H231L232 112V114L234 115V117H239L240 118V121L241 122H243L244 120H243V118L245 119V121L243 122V125H241V123L240 124H238L239 123V118L237 119V120H235V118L234 117H232V116H229L230 114L228 113V111H227V109L226 110H221V109H218L217 110V113H216V111L214 110V108H216V107H214L213 108V104H214V101H213V97H211V96H213L209 91V88H208V86H206V83H204V81L202 82L201 81V78H197V79H189L188 78V80L186 79L184 82H181ZM187 85H186V84ZM191 83V84H190ZM254 83V82H253ZM252 83V88L250 87V90L252 89V91H254L255 89V92H252V91H250L249 90V88H248V91H249V93H247L248 94V96H247V98H244L245 100L246 99H248L249 98V94H250V92H251V97H250V99L251 100H254V96L256 97L255 98V100L256 101H258L257 100V97H259L258 99H260V96L259 95H261V92H262V95L261 96H263L264 94H263V89H264V87H263V89L261 88V85H260V83H258L257 82V80L255 81V84H253ZM257 83V84H256ZM15 84H16V86H15ZM20 84H22V85H20ZM38 84V85H37ZM42 84V85H41ZM57 84V85H56ZM76 84H80L79 86L78 85H76ZM86 84V85H85ZM111 84V85H110ZM166 84V85H165ZM221 85V86H224L225 84H227L228 85V83H225L224 85ZM27 85V86H26ZM62 85V86H61ZM92 85V86H91ZM114 87H113V86ZM123 85V86H122ZM186 85V86H185ZM189 85H190V87H189ZM253 85H260L259 87H254ZM3 88H2V87ZM7 86V87H6ZM28 86H29V88H28ZM35 86V87H34ZM56 86V87H55ZM77 86V87H76ZM82 86V87H81ZM87 86V87H86ZM118 86V88H116ZM126 86V87H125ZM195 86H196V88H195ZM206 86V87H205ZM226 86V85H225ZM224 86V87H225ZM22 89H21V88ZM28 88V89H26V88ZM40 87V88H39ZM86 87V88H85ZM102 87V88H101ZM107 87V88H106ZM125 87V88H124ZM164 87V89H169V88H165ZM198 87H200V88H198ZM204 87V88H203ZM6 88V89H5ZM10 90H9V89ZM12 88V89H11ZM31 88V89H30ZM45 88V89H44ZM49 88H53L52 90L51 89H49ZM56 88V89H55ZM65 88V89H64ZM70 88V89H69ZM84 90H82V89ZM102 89V90H100V89ZM105 88V89H104ZM117 90H116V89ZM134 88V89H133ZM183 88V89H182ZM188 89V90H186V89ZM196 90H194V89ZM221 88H223V87H221ZM243 88V89H242ZM260 88V89H259ZM8 89V90H7ZM43 91H42V90ZM67 89V90H66ZM78 91H77V90ZM111 89V90H110ZM121 89H122V91H121ZM126 89H130L129 91L128 90H126ZM163 89V88H162ZM185 89V90H184ZM191 89V90H190ZM200 89V90H199ZM223 89H225V90H227V88L225 87V88H223ZM2 90H4V91H2ZM24 90H25V92H24ZM28 90V91H27ZM38 90V91H37ZM55 90V91H54ZM58 90V91H57ZM74 90H76V91H74ZM105 90V91H104ZM126 90V91H125ZM199 90V91H198ZM224 90V92H226ZM259 90H261L260 92H259ZM263 90V91H262ZM54 91V92H53ZM64 91V92H63ZM69 91V92H68ZM73 91V92H72ZM86 91H89V92H86ZM107 91V92H106ZM109 91H112V92H109ZM117 91V92H116ZM128 91V92H127ZM135 91V92H134ZM165 91V90H164ZM182 91V92H181ZM188 91V92H187ZM4 92L8 95V97H10V98H8V97H6V94L5 95H3L4 94ZM9 92V93H8ZM22 92V93H21ZM28 94H27V93ZM49 92V93H48ZM52 92V93H51ZM58 92V93H57ZM94 92H96V93H94ZM103 92H104V94H103ZM197 92H198V94H197ZM257 92V94H258V96H257V94H255ZM2 93V94H1ZM83 95H82V94ZM88 93V94H87ZM91 93V94H90ZM119 93V94H118ZM183 93V94H182ZM253 93V94H252ZM64 94H66V95H64ZM81 94V95H80ZM97 94V95H96ZM114 94V95H113ZM116 94V95H115ZM137 96H136V95ZM191 95L192 94V96L194 95V96H196L197 95V97L199 98V97H201V98H199L200 99V102H201V104H200V106L199 105H191L190 104V102L188 101L187 102V100L186 99H184V96L185 95ZM210 94V95H209ZM47 95V96H46ZM56 95V96H55ZM80 95V96H79ZM100 95V96H99ZM106 95V96H105ZM176 95V96H175ZM209 95V96H208ZM223 95H226V94H223ZM227 95V96H228ZM254 95V96H253ZM4 96L6 97V99L4 98ZM50 96V97H49ZM51 96L53 97V98H51ZM65 96V97H64ZM86 96V97H85ZM104 98H103V97ZM130 96V97H129ZM207 98H206V97ZM227 96H223V99L225 100L226 98H227ZM229 96H228V98L227 99H229ZM15 97L17 98V99H15ZM62 97V98H61ZM102 97V98H101ZM116 97V98H115ZM127 97H129V98H127ZM224 97H226V98H224ZM236 97H237V99H236ZM14 98V99H13ZM27 98V99H26ZM30 98V99H29ZM38 98H40V99H38ZM50 98V99H49ZM93 98V99H92ZM114 98V99H113ZM128 99L127 100V102H126V99ZM138 98V97H137ZM262 98H264V97H262ZM262 98H261V104H259L260 106L262 105V107H260L259 105H257L256 106V108L257 109H255L254 111L255 112H257L258 113V110L261 108H263V104H262V102H264V100H262ZM3 99H5V100H3ZM10 99V100H9ZM19 99V100H18ZM38 99V100H37ZM43 99V100H42ZM46 101H45V100ZM54 99V100H53ZM57 99V101L59 100V99H61V101L59 102H57L56 103V100ZM64 99V100H63ZM81 99V100H80ZM82 99H84V102H83V100ZM97 99V100H96ZM107 101H106V100ZM116 99V100H115ZM227 99L225 100V101H227ZM233 99V100H232ZM17 100V101H16ZM27 100H28V102H27ZM31 100V101H30ZM68 100V101H67ZM80 100V101H79ZM102 100V101H101ZM172 100V101H171ZM173 100H174V102H173ZM249 100V99H248ZM44 101V102H43ZM49 102V104H48V102ZM53 101H55V102H53ZM74 101V102H73ZM92 103H91V102ZM98 101V102H97ZM105 101V102H104ZM132 101V102H131ZM182 101H183V103H182ZM260 101H258L257 102V104L260 102ZM50 102H51V104H50ZM69 102V103H68ZM86 102H87V104H86ZM113 102H114V104H113ZM131 102V103H130ZM169 102V103H168ZM173 102V103H172ZM178 102V103H177ZM182 104H181V103ZM209 102V103H208ZM24 103V104H23ZM27 103V104H26ZM52 103H54V104H52ZM66 103V104H65ZM90 103V104H89ZM168 103V104H167ZM171 103V104H170ZM186 103H188L187 105H186ZM205 103V104H204ZM213 103V104H212ZM233 103V104H232ZM46 104V105H45ZM49 106H51V105H53V106H51V107H49ZM72 104H74V105H72ZM97 106H96V105ZM101 104V105H100ZM118 104V105H117ZM120 104V105H119ZM178 104V105H177ZM203 104V105H202ZM211 104H212V106H211ZM27 105V106H26ZM65 105V106H64ZM77 105V106H76ZM80 105V106H79ZM84 105V106H83ZM103 105V106H102ZM168 105V106H167ZM176 105V106H175ZM243 105V106H242ZM46 106V107H45ZM57 106V107H58ZM86 106V107H85ZM99 106H100V108H99ZM110 106V107H109ZM117 106V107H116ZM127 106V105H126ZM170 106V107H169ZM178 106V107H177ZM215 106V105H214ZM240 106H242V107H244L243 109L245 110V111H247L246 112V114H248L247 116H245L246 114H245V112H244V110L242 109V108H240ZM34 107V108H35ZM80 107H82L81 109H79ZM118 107V108H119ZM166 107H167V110H166ZM169 107V108H168ZM171 107H172V109H171ZM184 107V108H183ZM192 107H193V110H192ZM201 107V108H200ZM212 109H211V108ZM255 107V106H254ZM253 107V108H254ZM260 107V108H259ZM92 108V109H91ZM95 108V109H94ZM99 108V109H98ZM117 108V109H118ZM174 108H175V110H174ZM200 108V109H199ZM218 108V107H217ZM216 108V109H217ZM240 108V109H239ZM259 108V109H258ZM101 109V110H100ZM210 109V110H209ZM237 109V110H236ZM239 109V110H238ZM242 109V110H241ZM85 110V109H84ZM105 110H107V111H105ZM171 112H170V111ZM205 111V112H203V111ZM212 110H214V112L215 113H213V111ZM263 110V109H262ZM28 118H30V120H31V118H33L34 119V117H30L31 116V114H33L34 115V110L32 109V110H29L28 109ZM95 111H93V112H95ZM97 111H96V113H97ZM101 111V112H100ZM150 111V112H149ZM200 111V112H199ZM209 111V112H208ZM222 111V112H221ZM223 111H226L228 114H226L225 113V115L224 114H221V113H224ZM236 111H238V112H240V113H238L237 114V112ZM241 111H243V112H241ZM33 112V113H32ZM152 112L154 113V114H152ZM167 114H166V113ZM168 112L170 113V114H168ZM173 112V113H172ZM179 112V113H178ZM206 112H208V113H206ZM144 113V114H143ZM146 113H147V115H146ZM151 113V114H150ZM181 113H183L182 115H181ZM189 113V114H188ZM200 113V114H199ZM242 113V114H241ZM135 114V115H134ZM160 114H162L161 116H160ZM177 114V115H176ZM185 114V115H184ZM206 114V115H205ZM209 114H211V115H209ZM238 116H237V115ZM241 114V115H240ZM243 114H244V116L245 117H242L241 118V116H243ZM32 115V116H33ZM154 116L153 118H152V116ZM165 117H164V116ZM169 115H171V116H169ZM174 115V116H173ZM205 115V116H204ZM216 116V115H218L217 117H218V119H217V117H216V119L213 117V116ZM223 115V116H222ZM104 116V117H103ZM107 116V117H106ZM132 116H135V117H132ZM137 116V117H136ZM139 116V117H138ZM142 116V118H140ZM150 116V117H149ZM168 116V117H167ZM211 116V117H210ZM219 116L221 117V118H219ZM228 116H229V118H228ZM250 116H252V115H250ZM8 117H10L9 115H8ZM102 117V118H101ZM111 117V118H110ZM112 117H114V119L112 118ZM133 119H132V118ZM148 117V118H147ZM162 119H161V118ZM164 117V118H163ZM182 117H185V118H182ZM195 119H194V118ZM197 117V118H196ZM223 117H227L228 118V121H227V119L226 118H223ZM230 117H232L233 118V120H235V121H233L232 120V122H237L236 124H234L233 123V125H232V122L230 123V121H231V118ZM36 118H38V117H36ZM35 118V119H36ZM106 118V119H105ZM107 118H108V120H107ZM135 118V119H134ZM149 118H150V120H149ZM180 118V119H179ZM204 118V119H203ZM212 118H214V119H212ZM110 119V120H109ZM112 119V120H111ZM118 121H117V120ZM140 119V120H139ZM160 119V120H159ZM168 121V122H166V120ZM170 121H169V120ZM180 121H179V120ZM193 119V120H192ZM197 119V120H196ZM220 119V120H219ZM221 119H222V121H221ZM223 119H225V120H223ZM30 120H28L27 122L29 123L28 125H27V123H26V128L28 127V129L29 130H31L32 131V129L34 130L35 128H38L37 126H36V124L34 125L32 122L30 123ZM86 120H88V121H86ZM114 120V121H113ZM131 120V121H130ZM136 120V121H135ZM157 120V121H156ZM188 120L190 121V122H188ZM201 120H203V122H201ZM212 120V121H211ZM213 120H217L218 122H214ZM32 121V120H31ZM62 121V122H61ZM110 121H112V123L110 122ZM130 121V122H129ZM143 123H142V122ZM161 121H163V122H161ZM178 121H179V123H178ZM192 121V122H191ZM223 121H224V124H223ZM87 122V123H86ZM124 122L126 123V124H124ZM151 122V123H150ZM153 122V123H152ZM163 123V124H161V123ZM165 122L167 123V124H165ZM171 122V123H170ZM210 124H209V123ZM221 124H220V123ZM226 122H228L230 125H228L227 124V127H226ZM114 123H116V124H114ZM130 123V124H129ZM177 123V124H176ZM186 123H188L189 124V127H188V124H186ZM193 124V126H192V124ZM198 123H201V124H198ZM216 124V126H212V128H209L211 125H215ZM32 124V125H31ZM45 124V125H44ZM74 126H73V125ZM98 124V125H97ZM114 124V125H113ZM132 124V125H131ZM168 124H172V126H169ZM180 124V125H179ZM185 124V125H184ZM204 124V125H203ZM207 124V125H206ZM220 124V125H219ZM246 124V126H244ZM18 125V124H17ZM29 125H31V126H29ZM62 125H64V126H62ZM123 125V126H122ZM142 125V126H141ZM143 125H145V126H143ZM152 125H154V126H152ZM157 125V126H156ZM165 125H168L171 129H175V128H177L178 126V128H180L179 130L181 131V135H182V141L184 142L183 143V147H181L180 148V154L181 153H183V152H186V153H183V154H185V155H183L182 154V156H181V158L182 159H185V160H182L181 159V165H182V167H184L185 165H186V167H184L183 169H185L186 168V171L184 170L183 171V169H181L182 171H178L177 170V172H178V174H175V173H177L176 172V169H172V167H170L169 165H168V167H167V169H166V167H164L166 164L165 163H167L168 164V162H167V160H166V154H167V147H166V145H165V140L163 139V137H164V133H167V132H165V131H167V130H169L170 128L169 127H167V126H165ZM182 125H183V127H182ZM191 125V126H190ZM218 125H219V127H218ZM232 125V126H231ZM241 125V126H240ZM78 126V127H77ZM135 126H136V128H135ZM138 126V127H137ZM141 126V127H140ZM149 126V127H148ZM160 128H159V127ZM166 127V129H164L163 130V127ZM174 126V127H173ZM177 126V127H176ZM205 126V127H204ZM224 126H223V128H224ZM228 126H230L231 127V131H230V127H228ZM239 126H240V128H239ZM244 126V127H243ZM248 126V127H247ZM12 127L13 126H11V128L9 127V126H5V124H0V141L1 140H3V139H8V138H10V136L9 135H11V133H9V132H11L10 130L12 129ZM34 127V128H33ZM47 127V128H46ZM63 127V128H62ZM67 127V128H66ZM70 127V128H69ZM73 127L75 128L74 130H73ZM88 127V128H87ZM120 127V128H119ZM124 129H123V128ZM129 127H130V129H129ZM146 129H145V128ZM147 127H148V132H147ZM150 127H152V129L150 128ZM157 127V128H156ZM188 127V128H187ZM202 127V128H201ZM243 127V129H246V131L245 130H243L242 129V131H241V128ZM62 128V129H61ZM79 128V129H78ZM101 130H100V129ZM103 128V129H102ZM122 128V129H121ZM139 129V131H138V129ZM156 128V129H155ZM168 128V129H167ZM177 128V129H178ZM190 128V129H189ZM193 128H195V129H193ZM198 128V129H197ZM209 128V132H208V129ZM216 128V129H215ZM4 129V130H3ZM6 129H7V131H6ZM71 129V130H70ZM78 129V130H77ZM127 129V130H126ZM144 129V131H142V130ZM160 129H161V131H160ZM176 129V130H177ZM211 129V130H210ZM240 129V130H239ZM88 130H90V131H88ZM94 132H93V131ZM98 130H99V132H98ZM129 130V131H128ZM155 130V131H154ZM203 130H204V132H203ZM4 131H5V133H4ZM63 131H65L66 132V134H65V132H63ZM71 133H70V132ZM103 131V132H102ZM134 131V132H133ZM152 131V132H151ZM164 131V132H163ZM184 131H185V133H184ZM213 131V130H212ZM69 132V133H68ZM80 132V133H79ZM87 132H89V133H87ZM112 132V133H111ZM116 132V133H115ZM119 132V133H118ZM133 132V133H132ZM157 132H159V133H157ZM170 131H168V133H169ZM186 132H188V133H186ZM193 132V133H192ZM194 132H195V134H194ZM200 132H202V133H200ZM233 132H231V134L233 133ZM242 132H244V133H242ZM2 133V134H1ZM61 133V134H60ZM77 133V134H76ZM102 133V134H101ZM138 133V134H137ZM146 133V134H145ZM168 133H167V135H168ZM193 134L194 136H192L191 134ZM198 133V134H197ZM52 134H54L53 136H52ZM79 134V135H78ZM85 134V135H84ZM98 134V135H97ZM116 134V135H115ZM142 134H145V135H142ZM200 134V135H199ZM231 134H229V136L231 135ZM235 134H233V135H231V136H233V137H230L229 138V142H227V140H225V143L224 144H229V145H227V147H231L232 146V143H231V140L232 139H234V136H236ZM243 134V135H242ZM66 135V136H65ZM73 135V136H72ZM121 135V136H120ZM126 135V136H125ZM131 135H132V137H131ZM163 135V136H162ZM196 135V136H195ZM197 135H199V136H197ZM245 135V136H244ZM12 136H14V135H12ZM55 136V137H54ZM70 136V137H69ZM72 136V137H71ZM77 136V137H76ZM87 136V137H86ZM141 136V137H140ZM145 136V137H144ZM151 136V137H150ZM153 136V137H152ZM158 136V137H157ZM192 136V137H191ZM246 138H244V137ZM16 137V136H15ZM54 137V138H53ZM104 139H103V138ZM129 137H131V138H129ZM137 137V138H136ZM139 137V138H138ZM143 137V138H142ZM149 137V138H148ZM187 137H189V138H187ZM193 137H195V139L193 138ZM226 137V138H227ZM3 138V139H2ZM12 138V137H11ZM67 138V139H66ZM91 138H92V140H91ZM100 138V139H99ZM156 138V139H155ZM164 138H166V135H165V137ZM186 138V139H185ZM200 138V137H199ZM225 138V139H226ZM232 138V139H231ZM54 139V140H53ZM69 139V140H68ZM70 139H72V140H70ZM89 139H90V142H89ZM119 139V140H118ZM121 139V140H120ZM125 139V140H124ZM136 139V140H135ZM163 139V140H162ZM189 140V142H188V140ZM228 139V138H227ZM231 139V140H230ZM241 141H242V139L241 138H239ZM245 139V140H244ZM9 140H12V139H9ZM67 140H68V142H67ZM99 140H101V142H99ZM103 140H104V142H103ZM111 140H112V142H111ZM123 140H124V142H123ZM156 140H158V142H156ZM160 140H161V142H160ZM186 140H187V142H186ZM191 140H192V142H191ZM196 140H197V142H196ZM54 142H57V143H54ZM65 144H64V143ZM74 142H75V144H74ZM117 142V143H116ZM128 142H130V143H128ZM195 142V143H194ZM249 142V141H248ZM247 142V143H248ZM55 145H54V144ZM60 143V144H59ZM102 143V144H101ZM109 143V144H108ZM119 143H120V145H119ZM135 143H137V144H135ZM188 143V144H187ZM234 143V142H233ZM68 144V145H67ZM103 144H104V146H103ZM105 144H106V147H105ZM113 144H114V147H112L113 146ZM186 144V145H185ZM62 145V146H61ZM112 145V146H111ZM128 145V146H127ZM147 145V147H145ZM159 145V146H158ZM185 145V146H184ZM231 145V146H230ZM235 145V144H234ZM233 145V149L232 148H227L226 146H224V145H222L221 147V149L223 150H220L221 152H220V156L222 155V157L224 158V156H225V158H231V157H234L236 154H235V152H233L234 151V147L236 146H234ZM65 146V148L63 149V147ZM69 146V147H68ZM87 146H89V147H87ZM98 146V147H97ZM109 146H110V148H109ZM130 146H131V148H130ZM135 146V147H134ZM136 146H137V148H136ZM152 146H153V148H152ZM164 146L166 147V148H164ZM189 148H188V147ZM192 146V147H191ZM223 146H224V148H223ZM102 147V148H101ZM142 149H141V148ZM191 147V148H190ZM226 147V148H225ZM237 147H239V146H237ZM138 148H139V150H138ZM147 148V149H146ZM151 148V149H150ZM187 148V149H186ZM53 149H54V151H53ZM121 151H120V150ZM125 149V150H124ZM137 149V150H136ZM149 149V150H148ZM163 149V150H162ZM182 149V150H181ZM185 151H184V150ZM189 149H190V152H189ZM192 149V150H191ZM203 149V148H202ZM76 150V151H75ZM84 150H86V151H84ZM95 150V151H94ZM118 150V151H117ZM151 150H152V152H151ZM166 150V151H165ZM199 150V151H200ZM235 150H236V148H235ZM83 151V152H82ZM90 151V152H89ZM79 152H80V156H79ZM89 152V154H87ZM136 152V153H135ZM139 152V153H138ZM165 152V153H164ZM205 151L204 150H201V152H200V154L201 153H203V154H201V156L200 157H206L205 156V153H204ZM56 153V154H55ZM82 153H85V154H82ZM126 153V154H125ZM139 154V158H138V154ZM189 153V154H188ZM53 154V155H52ZM154 154V155H153ZM165 154V155H164ZM47 155V156H48ZM82 155H85V157L84 156H82ZM127 155V156H126ZM143 155H145V156H143ZM151 155V156H150ZM155 156V157H153V156ZM186 155H187V158H186ZM204 155V156H203ZM51 156H48V157H51ZM68 156V157H67ZM87 156H88V158H87ZM96 156V157H95ZM109 156V157H108ZM136 156H137V158H136ZM147 156H149V157H147ZM156 156H157V158H156ZM165 157V158H161V157ZM184 156V157H183ZM227 156V157H226ZM90 157V158H89ZM103 157V158H102ZM142 157V158H141ZM85 158V159H84ZM87 158V159H86ZM113 158H114V160H113ZM150 158V159H149ZM80 159V160H79ZM91 159V160H90ZM93 159V160H92ZM102 159V160H101ZM193 159V160H192ZM82 160H83V162H82ZM88 160V161H87ZM105 160V161H104ZM107 160H109V161H107ZM118 160V161H117ZM128 160V161H127ZM135 160H137V161H135ZM163 160V161H162ZM60 161V160H59ZM98 161V162H97ZM104 161V162H103ZM133 161V162H132ZM161 161V162H160ZM164 161H166V162H164ZM76 162V163H75ZM112 162V163H111ZM164 162V163H163ZM79 163V164H78ZM83 163H85V164H87V166L91 169V171H90V169H88V167L84 164V165H82ZM92 163V164H91ZM103 163V164H102ZM120 163V164H119ZM158 163V164H157ZM183 163V164H182ZM75 164V165H74ZM102 166H101V165ZM147 164V165H146ZM163 164V165H162ZM78 165V166H77ZM109 165V166H108ZM156 165H157V167H156ZM69 166V164L67 165V167ZM92 168H91V167ZM124 168H122V167ZM127 166V167H126ZM131 166V167H130ZM140 166V167H139ZM142 166L144 167V168H142ZM151 166V167H150ZM162 166V167H161ZM211 166V167H210ZM70 167V168H71ZM106 167V168H105ZM108 167H110V168H108ZM133 167H135V168H133ZM164 167V168H163ZM170 167V168H169ZM209 167V168H208ZM84 168V169H83ZM108 168V169H107ZM139 168V169H138ZM150 168V169H149ZM160 168V169H159ZM163 168V169H162ZM213 168V169H212ZM72 169V168H71ZM87 169V170H86ZM128 169V170H127ZM134 169V170H133ZM142 169V172H140V170ZM144 169V170H143ZM154 171H153V170ZM158 169V170H157ZM102 170V171H101ZM105 170V171H104ZM106 170H110V171H106ZM118 170V171H117ZM174 170V171H173ZM87 171L89 172L90 171V174H88L87 173ZM123 171H125V172H123ZM213 171V172H212ZM84 172V173H83ZM92 172V173H91ZM108 172V173H107ZM129 172V173H128ZM145 172H146V174H145ZM155 172V173H154ZM160 172V173H159ZM161 172H164L163 174L161 173ZM183 172V173H182ZM126 173H128V174H130V175H128V174H126ZM135 173V174H134ZM140 173V174H139ZM167 173H169V175L170 176H168V177H166V178H164L165 176H167L168 174ZM172 173V174H171ZM182 173V174H181ZM184 173L187 175H184ZM90 175V176H88V178H87V175ZM101 174H102V176H101ZM104 174V175H103ZM126 174V175H125ZM149 174H150V176H149ZM165 174V175H164ZM128 175V176H127ZM139 175V176H138ZM148 175V176H147ZM152 175V176H151ZM163 175V176H162ZM174 175H176V176H174ZM210 175V176H209ZM217 175L218 176H222V173H217ZM93 176V177H92ZM125 176V177H124ZM174 176V177H173ZM178 176H180V177H178ZM92 178V179H90L89 180V178ZM131 177V178H130ZM158 178L159 177V179H158V181H157V179H155V178ZM207 177V178H206ZM129 178V179H128ZM169 178V179H168ZM187 178V179H186ZM118 179V178H117ZM125 179V180H124ZM162 179V180H161ZM166 179V180H165ZM170 180L169 182H167L168 180ZM190 180V181H189ZM119 181V180H118ZM138 181V182H137ZM141 181V182H140ZM160 181V182H159ZM122 182H118L119 184L120 183H122ZM90 183H92L93 185H101L100 183H93V182H90ZM91 184V185H92ZM156 184V185H155ZM159 184H161V185H159ZM140 185V186H139ZM158 185V186H157ZM163 185V186H162ZM170 186V187H169ZM199 186V185H198ZM99 187V186H98ZM173 188V190H172V188ZM167 188H171L170 190L168 189L167 190ZM162 189V190H161ZM142 191H144V190H146V189H144V188H142L141 189ZM168 192H167V191ZM171 191V192H170ZM204 193H201V194H198V195H196V196H194V198H193V200H195V201H197L199 204L198 205H200V204H203L204 202H207V200H206V196L204 195ZM201 195V196H200ZM264 195V194H263ZM196 197V198H195ZM262 197V200H264V196H261ZM50 199H53L54 198V196L52 197V196H50L49 197ZM171 198V197H170ZM176 198H177V196H176ZM175 198V199H176ZM33 199L35 200H37V197H33ZM204 199H205V201H204ZM212 199V198H211ZM35 200V201H36ZM38 200H40V199H38ZM37 200V201H38ZM63 200H67L66 198H63ZM177 200V201H176ZM175 201H174V204H175V207L176 206H179L180 207V205L182 204V202H180L178 199H176ZM202 200V201H201ZM173 201H172V203H173ZM166 202V201H165ZM181 204H180V203ZM201 202V203H200ZM203 202V203H202ZM218 207V208H217ZM178 208V207H177ZM214 208H217L218 209V213L222 216L223 214H224V208H223V206H220L219 205V203H217L216 201H215V207ZM220 211V212H219ZM222 213V214H221ZM178 233V231H174L173 233L171 232L170 234L171 235H173V234H177ZM189 236V235H188ZM175 237V236H174ZM173 237V238H174ZM191 237V239L194 237L195 239L198 237V236H194V235H192L191 236V234H190V236H189V238ZM173 238H170V239H173ZM176 239H175V241L174 240H172V242H178V238H177V236L175 237ZM199 238V237H198ZM196 239V240H198L199 242L197 243V245L196 246H198V247H191V249H189V250H191V251H188V252H190L189 254H191L193 251V254H191L189 257H191L190 259H189V257L187 258V259H189V260H187V259H185L187 262L185 263V260H184V258H183V256L181 257V254L182 253H184V252H181V254L180 255H178L176 258H178V259H176L177 260V262H178V264H189V261H190V264H210V261L208 262V259H206L205 258V256H203V255H205L204 254V251H203V247H201L202 246V240H201V238H199V239ZM201 242V243H200ZM204 243V242H203ZM200 246H199V245ZM193 248V249H192ZM200 248V249H199ZM197 250V251H196ZM199 251H200V253H199ZM201 253H202V255H201ZM206 253V252H205ZM188 254V255H189ZM196 254V255H195ZM183 255V254H182ZM194 257H193V256ZM197 256V257H196ZM180 257V258H179ZM203 257H204V259H203ZM127 258L128 259H131V260H127L126 262H125V264H128V262H129V264L131 263V264H134V259L133 258H129V256H127ZM181 258H182V260H181ZM196 258V259H195ZM253 258V257H252ZM251 258V259H252ZM251 259H249V260H251ZM260 258H257L256 260H255V258H254V260L256 261H254L253 259L251 260V261H249V260H242L243 261V264H252V261H253V264H261V262H262V264H264V261H262V260H264V258L260 261L259 260ZM26 260V259H25ZM184 260V261H183ZM202 260V261H201ZM257 260H259V262L257 263ZM133 261V262H132ZM247 261V262H246ZM192 262V263H191ZM174 264V263H173ZM211 264H213V263H211ZM222 264H224V263H222Z\"/></svg>", "mask_w": 264, "mask_h": 264}]
</instances>
